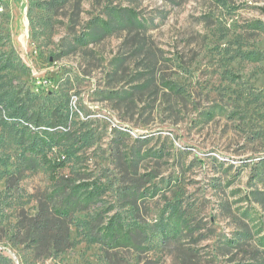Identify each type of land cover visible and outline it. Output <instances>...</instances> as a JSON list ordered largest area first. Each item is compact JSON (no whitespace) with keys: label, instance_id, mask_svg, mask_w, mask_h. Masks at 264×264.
I'll list each match as a JSON object with an SVG mask.
<instances>
[{"label":"rangeland","instance_id":"374dc122","mask_svg":"<svg viewBox=\"0 0 264 264\" xmlns=\"http://www.w3.org/2000/svg\"><path fill=\"white\" fill-rule=\"evenodd\" d=\"M34 1L31 27L28 0H0L27 68L6 83L69 98V158L55 181L37 160L24 171L33 130L0 111V253L13 264H264V0ZM71 189L72 247L58 253L56 233L32 226ZM114 218L136 230L135 247L94 242Z\"/></svg>","mask_w":264,"mask_h":264},{"label":"trees","instance_id":"16d2710c","mask_svg":"<svg viewBox=\"0 0 264 264\" xmlns=\"http://www.w3.org/2000/svg\"><path fill=\"white\" fill-rule=\"evenodd\" d=\"M1 6L2 3L0 8ZM34 8L35 1L28 0V18L31 27H33ZM3 9L6 11V8ZM123 12L124 14H117V22L128 23L130 17L126 11ZM4 13L0 10V18ZM84 40L85 38L77 39L76 44H82ZM10 43L9 32L5 27L0 28V111L7 116V120L20 121L25 124V130H33L28 134V139L22 142V169L32 170L33 160H37L49 174L50 179L55 181L58 173L66 167V159L69 158V152L62 149L61 144L62 139L69 136L71 132L69 98L60 93L41 97L30 90L24 91L22 87L18 89V84L16 86L7 84L6 78L9 75L12 76L18 70L24 72L27 69ZM240 56L245 60L260 61L262 59V55L258 53H246ZM7 120L3 123L7 124ZM59 129L62 131L58 132ZM61 149L63 152H59ZM54 150L59 152L58 157L53 155ZM76 188L80 187L76 186ZM75 196L77 192L71 189V193L61 201L60 208L53 209L51 217L43 218L38 221L40 223L33 220L37 223L32 226L34 236L47 234L50 231L56 233L50 237V241L52 248L58 253L72 247L67 236V229H64L63 224L79 211V201L74 199ZM50 225H52L51 229ZM135 233L136 230L128 229L120 218H114L101 227L100 239L94 242L107 245L110 249L135 247ZM43 239L41 238L40 242ZM0 264H13V261L0 253Z\"/></svg>","mask_w":264,"mask_h":264},{"label":"bare ground","instance_id":"6f19581e","mask_svg":"<svg viewBox=\"0 0 264 264\" xmlns=\"http://www.w3.org/2000/svg\"><path fill=\"white\" fill-rule=\"evenodd\" d=\"M19 15L23 18V24H24V33H25V37L23 39V42L26 43L27 41V30H28V27H27V20H26V4L25 2H23L20 7H19ZM22 24V25H23Z\"/></svg>","mask_w":264,"mask_h":264}]
</instances>
